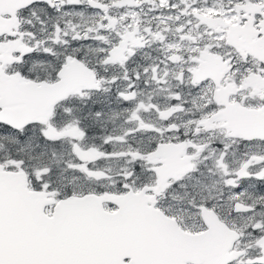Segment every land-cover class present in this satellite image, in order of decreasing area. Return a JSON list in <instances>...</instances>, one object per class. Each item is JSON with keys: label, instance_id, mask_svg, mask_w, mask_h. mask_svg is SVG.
<instances>
[{"label": "snow or ice", "instance_id": "snow-or-ice-1", "mask_svg": "<svg viewBox=\"0 0 264 264\" xmlns=\"http://www.w3.org/2000/svg\"><path fill=\"white\" fill-rule=\"evenodd\" d=\"M0 264H264V0H0Z\"/></svg>", "mask_w": 264, "mask_h": 264}]
</instances>
